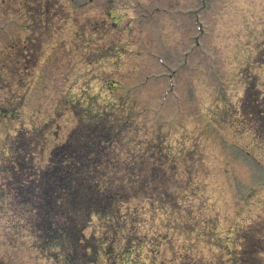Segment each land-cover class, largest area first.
<instances>
[{"label": "rangeland", "instance_id": "1", "mask_svg": "<svg viewBox=\"0 0 264 264\" xmlns=\"http://www.w3.org/2000/svg\"><path fill=\"white\" fill-rule=\"evenodd\" d=\"M260 98L264 0H0V264H66L36 245L14 187L68 139L79 102L122 100L179 165L207 167L204 194L193 210L149 208L135 258L83 257L82 245L77 262L235 264L241 244L260 240L264 264V129L252 120ZM17 141L33 152L22 174L10 159ZM242 147L262 162L247 161ZM85 232L102 234L94 224Z\"/></svg>", "mask_w": 264, "mask_h": 264}, {"label": "trees", "instance_id": "2", "mask_svg": "<svg viewBox=\"0 0 264 264\" xmlns=\"http://www.w3.org/2000/svg\"><path fill=\"white\" fill-rule=\"evenodd\" d=\"M125 101L103 108L94 107L93 101L92 107L86 108L79 102L75 108L78 125L68 139L55 146L45 167L36 166L28 180L14 187L12 203L23 214L31 212L29 218H23L30 223L36 245L66 264H86L76 260V248L82 245L87 248L83 257L98 259L103 251L116 252L118 263L135 258L148 239L143 229L149 208L193 210V200L204 194L200 181L203 171L208 173L207 167L179 165V155L166 146L164 136L148 138ZM252 120L264 129V110ZM18 144L10 159L15 174H22L32 168L27 160L33 152L25 153ZM240 149L255 166L262 162L251 148ZM194 156L190 160L204 158L203 154ZM25 162L27 166L22 165ZM92 224L98 225L102 234L93 233L89 238L85 231ZM91 241L97 244L93 252ZM101 245L106 247L100 250ZM262 248L260 240L247 247L241 244L235 264H261L256 253Z\"/></svg>", "mask_w": 264, "mask_h": 264}]
</instances>
